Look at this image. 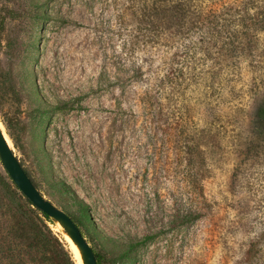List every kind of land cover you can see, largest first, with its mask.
<instances>
[{
	"label": "rangeland",
	"instance_id": "374dc122",
	"mask_svg": "<svg viewBox=\"0 0 264 264\" xmlns=\"http://www.w3.org/2000/svg\"><path fill=\"white\" fill-rule=\"evenodd\" d=\"M146 1L0 0V122L49 200L77 217L73 197L89 206L93 226L81 230L102 264H240L252 195L234 176L230 131L249 122L235 109L250 101V67L216 66L235 101L216 106L223 136L194 162V132L206 128L195 85L224 83H211L194 33L143 24ZM198 3L225 10L233 0ZM15 192L0 161V232L19 218ZM197 202L202 216L182 217ZM49 227L75 260L61 227Z\"/></svg>",
	"mask_w": 264,
	"mask_h": 264
},
{
	"label": "trees",
	"instance_id": "16d2710c",
	"mask_svg": "<svg viewBox=\"0 0 264 264\" xmlns=\"http://www.w3.org/2000/svg\"><path fill=\"white\" fill-rule=\"evenodd\" d=\"M214 6L203 7L198 0H148L143 5V24L156 20L161 29L165 24L168 28H175L179 34L194 33L197 36L196 52L212 62L209 73L211 83H224L195 85L197 89L203 86L206 91L204 102L201 98L196 99V105L201 102L205 106L206 128L194 132L195 137L187 153L194 162L204 161L203 148L215 147L223 136L222 126L217 125L221 115L217 113L216 106L227 97L235 101V97L232 98L235 88L228 85L232 79L227 77L228 73L219 77L216 66L220 60H225L228 68L241 63L250 67L247 73L254 84L247 94L250 101L246 107L235 105V114L246 115L249 122L245 131L230 132L241 158L234 176L243 178L249 190L247 193L252 195L249 198L250 208L244 216V222L250 221L247 229L252 239L240 264H264V162L260 166L256 164L264 158V0H233L225 10ZM234 122L240 124V118ZM196 125L199 126V123L196 122ZM255 166L260 168L257 178L250 175ZM13 186L16 189L14 197L17 198L15 213L19 218L14 215L12 218L15 221L0 232V264H76L68 246L49 227L54 222L36 209L14 183ZM73 203L79 215H69L78 227L92 225L89 206L76 197H73ZM202 210L201 203L197 202L182 217L189 216L192 222L197 221L202 216ZM96 258L98 264H102L104 258L99 254Z\"/></svg>",
	"mask_w": 264,
	"mask_h": 264
},
{
	"label": "water",
	"instance_id": "95a60500",
	"mask_svg": "<svg viewBox=\"0 0 264 264\" xmlns=\"http://www.w3.org/2000/svg\"><path fill=\"white\" fill-rule=\"evenodd\" d=\"M0 161L14 185L33 206L61 227L77 247L83 264H98L96 254L74 220L64 210L49 200L35 185L0 128Z\"/></svg>",
	"mask_w": 264,
	"mask_h": 264
},
{
	"label": "bare ground",
	"instance_id": "6f19581e",
	"mask_svg": "<svg viewBox=\"0 0 264 264\" xmlns=\"http://www.w3.org/2000/svg\"><path fill=\"white\" fill-rule=\"evenodd\" d=\"M0 128L3 131V133H4L5 138H6L7 142H8V144L10 145V147L12 149H14L13 148V142H12L10 136L7 134L6 129H5V126H4V124L2 122H0ZM66 240L69 242V244L71 246V250H72V252H73V254L75 256V260L77 261V264H83L82 259H81V256H80V253H79L77 247L74 245V243L72 242V240L69 237L66 236Z\"/></svg>",
	"mask_w": 264,
	"mask_h": 264
}]
</instances>
